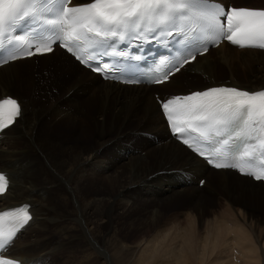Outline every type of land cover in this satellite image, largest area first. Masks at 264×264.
Returning a JSON list of instances; mask_svg holds the SVG:
<instances>
[{"label": "bare ground", "instance_id": "1", "mask_svg": "<svg viewBox=\"0 0 264 264\" xmlns=\"http://www.w3.org/2000/svg\"><path fill=\"white\" fill-rule=\"evenodd\" d=\"M216 1L233 7L264 9V4L258 7L254 2L253 5H245L234 4L235 0ZM88 2L91 0H71L70 4ZM18 71L21 77L30 79V85L23 92L22 81H19L20 89L13 86L6 89L8 83L12 84L16 79L15 76H8ZM222 74L229 78L219 81ZM194 81L201 82L197 88L191 85ZM47 83L53 86H47ZM223 85L239 87L249 92L264 89V50L258 47H235L222 42L180 67L179 71L170 74L167 81L158 85L126 86L102 80L81 68L58 48L45 55L23 58L0 66V101L15 99L21 107V114L16 121L0 132V173L5 175L8 184L5 193L0 196V210L27 204L28 214L31 216L15 236L18 239L16 244L10 247L7 245L2 251H8L9 256H4L14 258L19 264H45L51 255L55 260L59 251L68 261H76L75 264L90 258L93 264L96 260L101 264H221L222 260L218 262L220 258L210 259L212 255V258L215 256V250L222 248L223 255L220 257L227 259V262L226 259L223 261L224 264H231L225 254L230 248L224 234L226 230L239 231L241 225L248 223V227L257 232V239L261 241V230H256L260 229L259 220L255 215L241 211V208L248 207L249 203V207L254 210L264 208L260 205L264 203V184L238 176L229 169L208 168L202 159L193 155L168 133L159 108L162 100L177 94ZM49 88H55L59 93L55 94L54 100L62 94L63 96L53 107L49 106L54 101L44 102L43 106L50 111L46 117L76 127L82 136L89 130L88 125L92 126L97 135L96 141L85 151L81 149L74 153L76 143L70 141L69 145L73 143L68 149L73 156L71 159L62 155L66 150L64 147H58L55 141L38 133L39 123L31 124L30 130L21 126L24 118L26 121L40 109L35 98L44 101V98L52 95ZM152 88L164 90L166 96L157 92L153 94L150 92ZM95 103L100 109L96 118L95 115L90 117L89 112V109L95 110ZM78 104L80 105L77 106ZM27 109L31 112L26 111ZM42 111L47 112L46 109ZM83 111L87 113L82 114ZM136 123L137 128L133 127ZM130 125H133L131 129L128 128ZM113 129L117 130L115 135ZM54 137L64 143L62 137L53 135ZM106 147L109 149L106 150ZM50 148L58 151L59 158L47 156ZM148 155L149 158L145 160ZM41 173H45L46 178L40 180ZM88 173L95 179L92 186L101 192H117L114 199H103L108 201L107 205L100 201L104 195L97 193L88 200H78L77 190L83 186L80 183ZM201 180L204 181L199 184ZM169 194H188L192 199L189 198L184 208L193 207L201 215L196 216V222L192 220L185 228L173 231V236L171 232L163 231L134 249L121 246L119 250L115 248V252H109L108 246L113 240L115 245L116 241L113 232L108 230L105 231L106 235L101 236L97 227L89 232L92 227L86 229L84 224H80L83 219L88 218L94 222L97 218H103L106 215L103 210L107 206L111 208L119 205L118 209H123L116 223L126 217L123 212L129 209L130 204L134 207L132 214L139 211L138 216H146L148 211H140L142 203L156 205ZM194 197L204 198L205 204L196 202ZM57 199L72 204L73 212L70 216H55L53 212L59 205L54 207L53 203ZM207 205H210V209L226 206V214H238L240 221L233 218L221 219L215 224L214 220L207 222L203 220L205 217L215 216L208 210L209 206L206 208ZM153 209L154 206L148 212L147 227L152 225L151 230L158 226V217L153 214ZM168 222L169 219L159 217V228L164 229ZM143 223L145 220L138 218L134 223L135 229L142 230ZM124 226L126 224L121 225V228ZM199 227L203 228V236L195 230ZM48 228L56 231L57 228L60 229L62 243L58 240L46 241L43 233ZM263 230L264 228L262 232ZM26 233L39 234L40 237L37 239L32 235L33 239L26 242L29 236ZM82 234L86 237V249L72 245L82 238ZM238 240L242 241L241 238ZM24 242L26 243L23 245ZM249 243L253 246L250 248L253 254L243 255L248 260L241 264H262L260 261L264 255V240L262 244ZM22 245L24 250L19 251L18 248ZM140 247L141 250L137 249ZM217 252L216 254L219 253ZM114 253L117 257L112 256Z\"/></svg>", "mask_w": 264, "mask_h": 264}, {"label": "snow or ice", "instance_id": "2", "mask_svg": "<svg viewBox=\"0 0 264 264\" xmlns=\"http://www.w3.org/2000/svg\"><path fill=\"white\" fill-rule=\"evenodd\" d=\"M64 2L67 4L71 0H64ZM36 3L37 0H0V62L5 59L2 55L5 47L3 37L10 28L15 30L18 21L35 15L29 8ZM195 7L196 0H91L82 5L64 7L60 9L58 17L47 20V24L54 28L62 26L63 40L68 43H61L59 39H56L52 43L39 44L34 51H26L22 53V56L31 57L51 53L54 47L59 45L65 47L66 51L73 54L74 58L81 63H85L92 71L103 73L107 66L106 62L101 65L83 60L81 56L73 52L69 43L74 40H87V34H94L96 37H101L100 40L91 41L94 46L104 47L111 39L113 43L107 45L111 47L115 44V38L123 43L126 37L129 40L135 39L133 34L142 30L149 33H156L157 29L163 30L178 19L179 15L187 16L190 11L194 12ZM218 16L226 18L227 33L221 32V36L232 45L264 49V9L230 8L222 12L217 11L210 16V28L220 24ZM144 25L149 27H142ZM15 40L23 42L25 37L16 35ZM124 47H127V43ZM197 48L198 46L193 45L188 49L192 59H195L200 52L207 51V46L194 50ZM14 53V49H8L10 59L21 58ZM104 54L107 55V52ZM118 54L123 57L125 52L121 49ZM184 62H187V57L182 61ZM179 70L180 67L177 66L175 71ZM171 72L170 69L169 73L157 78L155 82H165ZM105 78L112 77L105 76ZM161 110L165 113L170 131L181 138L184 145L205 159L210 166L217 169L237 168L242 175L251 176L257 181L264 180V169L246 172L236 164L216 162L199 148L194 147L188 139H183L186 132L197 133L209 143H211L210 135L216 137L227 135L228 138L222 140L224 145H228L231 139L256 138L259 141V148L264 150V90L249 92L235 87H212L162 101ZM20 114L21 107L15 99H5L0 102V131L13 124ZM241 121L244 124L243 128L232 127ZM253 124H258L259 127L253 128ZM229 128L232 130L228 131ZM256 133L259 135L255 136ZM213 151L219 153L220 150L213 149ZM252 154L245 152V156L250 157ZM6 184L5 175L0 174V193L5 191ZM17 213L21 226L31 219L26 209H18ZM9 215V212L0 213V248H3L15 236V230H6L3 227L4 220ZM0 264L4 262L0 261ZM7 264H14V262L8 261Z\"/></svg>", "mask_w": 264, "mask_h": 264}, {"label": "rangeland", "instance_id": "3", "mask_svg": "<svg viewBox=\"0 0 264 264\" xmlns=\"http://www.w3.org/2000/svg\"><path fill=\"white\" fill-rule=\"evenodd\" d=\"M79 1L82 2L85 0H79ZM253 2L255 4H257L256 6H258V7L264 4V0H235V2L233 1L234 4L235 3L236 4L241 3V4H245V5H253L254 4ZM210 56H213V54ZM76 67H78V66L76 65ZM12 76H15L16 79L12 84L8 83L6 89H8L12 86L15 87L16 89H20L19 81H22L21 82V92L26 91V89L30 85V79L28 77H23V76L21 77L19 71L15 72V74L8 76V77L10 78ZM71 76H72V78H74V75H71ZM8 77L6 79H8ZM221 77L222 78L218 79L219 81L226 80L229 78L225 74H222ZM23 78H24V80H22ZM72 78H69V80ZM195 79H197V78H195ZM200 83H201L200 81H194L191 85H193L194 87L197 88V86ZM48 85H52V84L47 83V86ZM32 89L33 88H31V92H32ZM179 90H180V88H179ZM49 91H50V93H52V95H49L48 97L44 98V101H41L40 99L35 98V101L37 102L36 104L37 105L40 104V109L38 111H36V109L34 108V110L36 111L35 115H32L26 121L24 118V121L21 124V126H24L30 130L31 124H33L34 122L39 123L38 133L43 134V136L46 135L48 139H52L53 141H55V143L57 144L58 147H64L66 150L64 151V153L62 155H65L66 158L68 157L69 159H71L73 156L71 155V153L69 152L68 149H70V147L72 146V144L74 142L76 143V145H75L76 147L73 151L74 153L79 152L81 149H83L85 151L86 149H89L87 147L92 142L96 141L97 135H96V132L94 131L92 126L88 125L89 130L82 136V134L80 132H77L76 127H70V126H67L65 124L60 123V121H53L51 118L46 117V115L50 111H49V109L46 108V106L45 107L43 106L44 102L46 101V103H50V102L54 101L49 106V107H53L63 96V94H62V96H60L57 100H54L56 98L55 94H59L58 91L55 88H53V89L49 88ZM150 92H152L153 94L156 92L162 93V95L164 97L166 96L164 90H162V89L157 90L156 88H152ZM83 103H85V102H83ZM80 104H78L77 106H79ZM94 105H96L95 110H94L95 112L91 111L88 106H87V109H89L90 117L92 115H95L94 118H96L99 115V114L96 115V113L99 112L100 109L96 103ZM42 109H46L47 112L45 113L44 111H42ZM26 111L31 112L28 109ZM84 111L82 112V114L87 113ZM109 114H110V112L107 113V116H109ZM82 125H83V123H82ZM137 125H138V123H136L135 126L130 125L131 127H128V128L131 129L132 126L137 128ZM83 127H84V125H83ZM112 132H113V135H115L117 130L113 129ZM53 135H55L57 137H59V136L62 137V140L64 141V143L55 137L53 138ZM110 139H112V137ZM70 141L73 142L71 145H69ZM50 149H51V151L48 149L47 156L50 158H52L53 156H54V158L55 157L59 158L58 151H56V150L54 151L52 148H50ZM108 149L109 148L106 147V150H108ZM110 155H111V153H110ZM111 156H109V158ZM147 158H149V155L144 159L147 160ZM145 160H144V162L146 163L147 161H145ZM39 172H40V169L37 170V173H39ZM36 174H34V176H36ZM40 176H41L40 180L43 178H46L45 173L44 174L41 173L39 175V177ZM94 181H95V179L92 178L89 173L85 175V177L83 178V181L80 183V185L83 184V186L77 190L78 200L79 201L88 200L90 198H93V196H94L93 194L97 193V194H100L101 196L104 195V197H102V199H100V201H101V203L104 202L107 205L108 201H106V200L103 201V199H109L110 197L112 199H114L116 197L115 195L117 192L116 191H114V192H103L102 191L101 192L96 187L92 186ZM209 181H210V179H209ZM189 198L192 199V197H190L188 194L179 195V196L169 194L166 197L161 198L162 201H158V204H156V205L151 204V203H148V204L142 203L140 206V208H141L140 211H142L144 213L147 211L149 212V210L152 208V206H154L153 214L157 215V217H158V220H157L158 226L155 230H151L152 225L147 227V224H149L148 212H147L146 216H142V217L138 216L139 211L132 214L134 211V207L132 208L131 204L129 206L130 210L128 209L127 211L123 212V214L126 215V217H124L122 220L118 221L117 223H116V221H117L118 217H121L120 212H122V210H123V209H121V210L118 209L119 205L118 206H112L111 208L108 206L105 207L103 212L106 215L105 216L103 215L102 216L103 218H97L96 219L97 221L92 222L87 218V219H83V221L80 224H84L86 229L89 227H92L89 230V232L94 231L97 227L96 230L99 233V235H101V236L106 235L105 231L110 230L111 232H113V236L115 237L116 241H115V245H114V240H113L111 242V244L108 246L107 250L109 252H111V251L115 252V248H116V250H119V248L121 246H124L127 249L130 247L132 249H134V247H137V245H139L140 243H141L140 245H142L143 242H146L147 240H149V238L156 236L158 233H162L163 231H169V232H171V235L173 236L175 231L180 230L181 228H185L189 223H192V220L194 222H196L198 219L196 216H201V215L198 214L197 211L193 210V207L189 208V209L184 208V205L189 201ZM194 199H197V201L195 200L196 202L205 204L204 198L194 197ZM64 201L57 199L53 203L54 207L56 204L59 205L56 207V209L53 212L55 214V216L57 215L59 217H67L68 214H69V216H70V214H72V212H73L72 204H70V202H67V201L64 202ZM260 205L264 207V203H262ZM249 206H250V203H249L248 207H246V208L242 207L243 209L241 208V211L243 210L244 212H246L248 214L255 215V218L259 220L258 226H260V227H258V228H260V229H256V230L257 231L261 230V233L263 235L262 240H264V230L262 232V229L264 228V208L263 209H257L256 208V210H254V209L250 208ZM207 207L209 210L210 205H207L206 208ZM235 209L236 208H234V210ZM210 211L215 216H213L211 218L205 217L203 220H207V222L214 220V222H213L214 224L216 222L220 221L221 219L226 220V219H233L234 218L235 220L240 221L238 218V214L237 215L233 214V216L226 214V212H227L226 206L213 207V209L211 208ZM159 217H161V218L165 217V219H169V222L166 224L164 229L159 228ZM222 217H225V219ZM138 218H142L145 220V223H143V225H142V228H143L142 230L135 229L136 226L134 225V223L136 222V220ZM138 221H141V219H139ZM125 224H126V226L121 228V225H125ZM131 225H134V226H131ZM202 229H203L202 227H199L195 230L197 232H200V235L203 236L205 233L202 232L203 231ZM238 229H240V230L239 231H231V232H227L228 230H226V232L224 233L226 235V242H227V244L230 245L228 252L226 251L225 254H226V256L229 257L228 260L230 261L231 264H239V263L241 264L243 261L246 262L248 259H246V257H244L243 255H252L253 254L252 253L253 251H251V249H250L253 246L249 243V241H251V243H253L255 245L259 244V242H260V244H262L261 243L262 240L259 241L260 239H257V232L254 231L253 229L249 228L248 223L245 224L244 226L241 225V228L239 227ZM139 232H142V233H139ZM26 234L29 235L28 238H26V242L31 241L33 239L32 238L33 234H31V233L30 234L26 233ZM43 234L45 236L44 238L47 239L46 240L47 242H55L58 240L59 242L62 243V239L60 237V234H61L60 229H58V228H57V231L54 230L53 228H48L47 231L44 232ZM77 234H79V233H77ZM33 237L38 239L40 236H39V234H36V235H33ZM22 238H24V237H22ZM84 238H86V237L84 234H82V238H79L76 241H74L72 243V245H74L78 248H81V249H86ZM238 238H241L242 241L240 242L238 240ZM17 240L18 239L15 240L13 245L16 244ZM26 242H24L23 245ZM23 245L21 248H18L19 251L24 250ZM225 248H223V249L226 250ZM20 249H22V250H20ZM137 249L141 250L142 248L140 247ZM221 250H222V248H220V250H215V252H214L215 256L212 258V256H213L212 255L210 260L212 261L214 258L217 257L216 259L220 258L218 262H220L222 260L220 263L224 264L226 258H223L224 259L223 260L222 259L223 256L220 257L221 255H223ZM116 252L121 253L120 251H116ZM216 252L219 255L216 254ZM258 252H259V250H258ZM57 253L59 254V256H57V258H55V260L53 259V256L51 255V256H49L48 259H46L45 264H75L74 262H76V261H73V263H72L70 260L68 261V258H66L64 255H60V251ZM259 255L261 257V254H259ZM112 256L117 257L115 253ZM263 256L264 255H262V258H261L262 260L260 261V263H262V264L264 262ZM91 259L92 258H90L88 260H84L82 263H79V264H93V263H91ZM226 262H227V259H226ZM31 263H33V262L31 261ZM101 263H98L97 260L95 262V264H101ZM214 263H212V264H214ZM216 264H217V262H216Z\"/></svg>", "mask_w": 264, "mask_h": 264}, {"label": "trees", "instance_id": "4", "mask_svg": "<svg viewBox=\"0 0 264 264\" xmlns=\"http://www.w3.org/2000/svg\"><path fill=\"white\" fill-rule=\"evenodd\" d=\"M18 84V83H17Z\"/></svg>", "mask_w": 264, "mask_h": 264}]
</instances>
